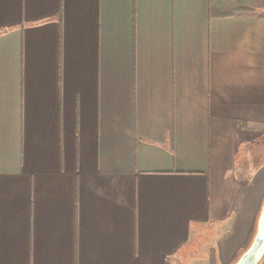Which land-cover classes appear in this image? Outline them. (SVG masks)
<instances>
[{
    "label": "crops",
    "instance_id": "crops-1",
    "mask_svg": "<svg viewBox=\"0 0 264 264\" xmlns=\"http://www.w3.org/2000/svg\"><path fill=\"white\" fill-rule=\"evenodd\" d=\"M263 206L264 0H0V264H237Z\"/></svg>",
    "mask_w": 264,
    "mask_h": 264
},
{
    "label": "water",
    "instance_id": "water-1",
    "mask_svg": "<svg viewBox=\"0 0 264 264\" xmlns=\"http://www.w3.org/2000/svg\"><path fill=\"white\" fill-rule=\"evenodd\" d=\"M264 256V206L259 219L258 230L252 247L237 264H259Z\"/></svg>",
    "mask_w": 264,
    "mask_h": 264
}]
</instances>
